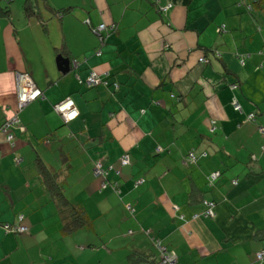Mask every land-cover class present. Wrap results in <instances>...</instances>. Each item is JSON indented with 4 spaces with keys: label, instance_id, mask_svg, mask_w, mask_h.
<instances>
[{
    "label": "crops",
    "instance_id": "0c3cea01",
    "mask_svg": "<svg viewBox=\"0 0 264 264\" xmlns=\"http://www.w3.org/2000/svg\"><path fill=\"white\" fill-rule=\"evenodd\" d=\"M25 1L0 0V125L16 107L17 73L42 95L17 112L12 143L0 132V264H169L160 247L175 264H264L263 6L30 0L27 14ZM99 24L113 26L104 41ZM66 98L78 111L67 122L53 109ZM37 156L61 172L88 226L61 233ZM96 160L113 166L106 179L93 175ZM20 214L26 231L7 232Z\"/></svg>",
    "mask_w": 264,
    "mask_h": 264
},
{
    "label": "built area",
    "instance_id": "2783aa9c",
    "mask_svg": "<svg viewBox=\"0 0 264 264\" xmlns=\"http://www.w3.org/2000/svg\"><path fill=\"white\" fill-rule=\"evenodd\" d=\"M247 8L250 9V6L248 5ZM113 28V26H107L105 24H99L98 26L94 27V32L99 34L101 41H104L103 38V33L104 31H109ZM199 62H207V60L205 58H203V56H200L198 58ZM72 63L74 66L77 65V61L76 60H72ZM99 82V77L95 72H92L86 79V84L88 86H93L95 84H97ZM16 86H17V98H16V107L14 109V112H12V115L9 116L1 125H0V132L5 133L6 135V139L7 141H9L10 143H12L13 140V135L11 134V131H9L10 127L12 125L17 124L18 122V116H17V112H19L27 103L37 99L39 96L42 95L41 91L39 88H37V86L34 84V82L32 81V79L30 78V76L26 73H17L16 75ZM232 105L235 109L239 110L240 109V104L238 103V101L234 98L232 100ZM53 109L54 110H58V112H60L65 121H69L73 118H75L78 115V111L75 108L73 101L70 98H66L64 100H62L59 103H56L53 105ZM212 126L214 124V120L211 121ZM214 127V126H213ZM263 128V127H259ZM205 155V153L203 154ZM15 161H18V159L15 157L14 158ZM195 154L193 151H190L188 153V161H195ZM120 163L121 165H128L130 163L129 161V157L127 154H123L120 158ZM110 169H113V166H109V167H104L103 163L101 161H95L94 167H93V174L95 176H100L103 179H106L108 172ZM215 175V174H214ZM211 178H216V176L214 177L211 174ZM209 181L211 182V180L209 179ZM116 189L117 186H116ZM205 205H206V210L204 215L205 216H213L214 212H213V208H214V204L212 202H206L205 201ZM18 221L21 222L24 218L23 215H19L18 217ZM5 230L7 232H11V233H22L26 231V226L18 223L15 225H5L4 226ZM161 250V257L160 260L169 264H175L176 262V258L175 255H173L171 258L168 257L167 254H170L169 252H167L165 250V248L160 247ZM167 253V254H166ZM173 254V253H171ZM264 255V251H259L257 252V259L262 258ZM173 258V259H172Z\"/></svg>",
    "mask_w": 264,
    "mask_h": 264
},
{
    "label": "trees",
    "instance_id": "16d2710c",
    "mask_svg": "<svg viewBox=\"0 0 264 264\" xmlns=\"http://www.w3.org/2000/svg\"><path fill=\"white\" fill-rule=\"evenodd\" d=\"M30 0H26L24 3V10L25 12L31 13L29 2ZM28 3V4H27ZM264 0H256V4L263 6L264 8ZM250 6V5H249ZM251 8V6H250ZM7 11L5 8L0 7V13L5 14ZM206 53H204L205 55ZM203 56L209 62V59L206 56ZM236 84V83H234ZM236 87V85H234ZM234 99V98H233ZM237 100V99H236ZM232 103V102H231ZM239 103V102H238ZM240 104V103H239ZM241 108V105H240ZM237 110V109H235ZM241 111V109L237 110ZM247 120L255 121L254 113L248 114L246 116ZM263 127L262 125H258L257 128ZM259 131V130H258ZM260 133V131H259ZM35 165L39 170V173L42 176L43 182L50 194L52 201L55 203L57 212L61 219V233L62 234H70L82 227H86L90 224V218L88 217L86 211L83 207L73 204L69 201V199L65 196L63 185L61 183V172L59 170L51 169L46 163H44L41 158L38 156L35 158ZM218 177H216L217 179ZM215 179V180H216ZM214 184H208L212 186ZM214 204L213 201H209ZM20 223V222H19ZM4 225H15L14 223H4ZM261 251V250H260ZM264 251V249L262 250ZM260 261L259 259H257Z\"/></svg>",
    "mask_w": 264,
    "mask_h": 264
},
{
    "label": "rangeland",
    "instance_id": "374dc122",
    "mask_svg": "<svg viewBox=\"0 0 264 264\" xmlns=\"http://www.w3.org/2000/svg\"><path fill=\"white\" fill-rule=\"evenodd\" d=\"M257 89H255L254 91H256ZM258 91V90H257ZM262 97H260V99H261ZM56 112H58V110H55ZM61 116H62V118H63V120H65L64 119V117H63V115L60 113V112H58ZM262 116V115H261ZM259 131H260V133H261V135H264V127L263 128H260V129H258ZM12 134V133H11ZM13 135V134H12ZM225 140V143H224V145H225V147L228 149V150H232L233 148H234V144L231 142V141H233V140H227V138H225L224 139ZM12 142H13V140H12ZM128 155V154H127ZM129 157V156H128ZM96 161H100V160H96ZM102 162V161H101ZM94 164H95V161L93 162ZM94 164H93V167H94ZM108 167V166H107ZM92 173H93V168H92ZM215 174V175H214ZM94 175V174H93ZM212 175L215 177H219V175H220V172L219 171H215V172H213L212 173ZM95 176V175H94ZM95 177H97V178H101L100 176H95ZM209 179L211 180V183H213L214 181H215V179L216 178H211V175L209 176ZM235 182V181H234ZM213 212H214V209H213ZM204 213H205V211L202 213L203 215H204ZM205 216V215H204ZM213 216H214V214H213ZM157 250L159 249L158 247L156 248ZM160 250V249H159ZM167 254V253H166ZM168 255V257H172L173 256V254H167ZM160 257H161V255H159ZM256 257H257V255H256ZM264 258V255H263V257L262 258H260L259 260L261 261L262 259ZM173 259V258H172ZM160 262L161 263H166V262H163V261H161L160 260ZM174 263V262H173ZM172 263V264H173Z\"/></svg>",
    "mask_w": 264,
    "mask_h": 264
},
{
    "label": "water",
    "instance_id": "95a60500",
    "mask_svg": "<svg viewBox=\"0 0 264 264\" xmlns=\"http://www.w3.org/2000/svg\"><path fill=\"white\" fill-rule=\"evenodd\" d=\"M56 67L61 73H68L70 71V59L68 57L63 56L62 54H58L55 58ZM61 102V101H59ZM65 121V120H64ZM67 122V121H66Z\"/></svg>",
    "mask_w": 264,
    "mask_h": 264
},
{
    "label": "clouds",
    "instance_id": "9594fccd",
    "mask_svg": "<svg viewBox=\"0 0 264 264\" xmlns=\"http://www.w3.org/2000/svg\"><path fill=\"white\" fill-rule=\"evenodd\" d=\"M104 32H107V31H104ZM104 34V33H103ZM35 84V83H34ZM38 88V87H37ZM41 91V90H40ZM42 93V92H41Z\"/></svg>",
    "mask_w": 264,
    "mask_h": 264
}]
</instances>
